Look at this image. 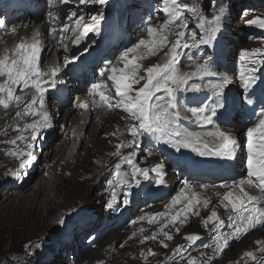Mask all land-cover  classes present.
I'll return each mask as SVG.
<instances>
[{
  "label": "snow or ice",
  "instance_id": "6c2138e0",
  "mask_svg": "<svg viewBox=\"0 0 264 264\" xmlns=\"http://www.w3.org/2000/svg\"><path fill=\"white\" fill-rule=\"evenodd\" d=\"M63 5H68L70 0H60ZM99 4L104 5L106 0H98ZM49 4L53 3V0H48ZM97 0H79V5L95 4ZM163 14L168 17L165 22V27L162 30H157L151 26L147 27V34L149 40L145 41L141 39L139 43L133 47L127 48L123 54L119 57V60L124 63V67L117 69L111 64L108 66L107 73L101 72L99 75L104 77L107 75V80L111 81L112 87L115 89V97L118 99L113 104L109 95H106L104 91H101V83H93L91 92L89 95L98 96L100 101L103 102L109 108L115 107L121 111L127 113L132 117L137 124L132 126L129 130L133 140L128 144V147H132L137 142L139 136H157L159 142L165 145H170L176 148V151H180L181 148H191L200 156H217L225 160L233 159V151L236 146V141L231 136L226 135L219 130L215 132L207 133V137H212L214 140L219 141L215 146V151L209 145L205 138L195 135L191 132H182L177 123L179 119V112L175 111L178 97V92H198L201 85L198 83H190L194 78L197 80H203L206 77H219L213 84V93L215 99L210 104H201L189 109L191 115L196 118L197 122L211 125L217 116V113L224 107L223 97L225 90L229 88L230 81L227 75H220L217 73L212 65V58L205 59L203 63L197 65L196 71L184 73L178 70L180 57L183 51L190 48H199L200 46H211L216 39V33L218 27H213L207 32L201 33L200 39H196V34L192 33L191 39H186V32L189 31V24L185 19L178 29L169 28L168 25L174 24V22L180 18L182 9L187 8L189 12L196 13V8H189L187 5L178 3L177 0H171V6L169 0H162ZM216 5L213 4V7ZM51 16V12L49 13ZM75 15V14H73ZM225 15V9L219 7V15L213 17L214 21L218 25L221 18ZM84 17L80 16L76 22V28L74 34L79 33L74 41L79 45L81 41L89 34H100L101 23L105 19L104 12L98 11L96 15L89 17L91 23H84ZM203 19L201 16V22L197 25L199 28H203ZM147 23V22H146ZM251 25H257L261 29H264V18H254L248 21ZM81 25H83L81 29ZM5 27V21L0 20V28ZM183 29V30H179ZM57 31L56 27H51L50 35ZM61 32L67 31V27L61 28ZM169 32L176 35L177 39L171 46L167 62L161 65H155L147 68L143 75H140V66L136 63V59H130L129 54H136V57H143V52H138V49L144 48L147 50V54L155 55L158 51L168 45ZM64 37L61 36L60 43H63ZM66 48V46H65ZM40 53L41 48L39 46V40L33 43L31 46L20 43L16 46L15 52L9 56L5 55L0 58V76L6 78V83L0 85V105L7 109L11 102L19 104L22 98L15 95V89L21 90L32 88L35 90L33 98L28 104L25 105L22 112L18 111L17 116H32L41 117L40 120L34 121L31 124L25 126L24 129L17 128L18 132L23 133L30 129V136L25 137L21 134L17 139L29 140L31 142L39 143V136L43 135V130L50 129L53 125L50 123L49 116L45 110V94L46 83L55 85L57 70L51 72V78L49 81H44L43 76L48 75L40 71ZM264 57V49H254L252 51H244L240 55V61L247 62L248 66L244 63L238 69V79L246 90L243 92L241 99L244 104L251 107L253 102L248 98V94L252 93L254 87L257 85V78L255 73L259 71L254 64L259 58ZM141 80L146 82L138 90L133 89L134 84H139ZM39 105L37 109L35 106ZM79 108L87 109L86 103H77ZM258 123L254 127H247V158H246V177L241 178L237 183L232 185L221 184L220 188H227L229 191L223 196L222 202H227L225 207H231V211L234 215L228 217L229 225L232 230L224 234L221 229L225 227V222L219 219L216 211H212L211 215L204 220V224H214L212 229L214 236V251L220 254L224 253L225 248L228 247L229 242L235 238L247 234L250 230L257 227H264V102L259 106ZM207 113V114H206ZM257 115V112H254ZM115 135V133H113ZM27 143L26 147L29 151L24 154L27 156V164L32 163V149L34 143ZM11 143L15 145L16 140H12ZM117 150L124 147L123 144H118ZM13 156H20L21 153L13 152ZM123 159V158H122ZM26 164L22 162L21 168H24ZM119 168V166H117ZM155 173V183L160 184V176L163 175V168L161 165H156L152 169H143L139 167H132L131 177L136 183V186H140L139 177L143 176L145 180L149 178V172ZM13 176L17 175L12 173ZM111 183V182H109ZM245 185L256 187L261 195L259 197L249 195L245 191ZM188 189V185L185 184L181 189V195L172 200L169 207L175 206L180 203L182 199L187 200V206L182 209L176 216L171 217V223L175 224L181 216L187 218L188 213H194L199 215L197 206L201 203L204 208L208 207L209 201L203 200L198 196L189 195L183 196L184 191ZM157 217H153L149 222H155ZM63 223V221L61 222ZM168 225L165 224L166 228ZM163 231V228L161 229ZM179 233V228L176 229ZM164 236L167 240H172L173 237L164 232ZM155 239L156 237H151ZM187 241L195 243L200 240L201 237L198 234H191L185 237ZM260 246V251L264 252V242L257 241ZM167 248V243L162 245ZM154 253L149 250V255ZM175 254L183 255V248L177 247ZM245 256L252 257L253 260L256 257L251 252H246ZM188 264H195L194 261L189 260ZM264 264V262H262Z\"/></svg>",
  "mask_w": 264,
  "mask_h": 264
},
{
  "label": "rangeland",
  "instance_id": "374dc122",
  "mask_svg": "<svg viewBox=\"0 0 264 264\" xmlns=\"http://www.w3.org/2000/svg\"><path fill=\"white\" fill-rule=\"evenodd\" d=\"M196 1L204 10L203 14H207V17L219 15L220 6L225 9V15L220 21L225 23L230 33L229 45L231 48L228 55H226V66L228 68H234L238 65L242 52L252 51L254 49H260L264 47V42L257 40L254 32L247 33L249 27H246V25L249 24L248 21L261 16L264 18V9H257L261 13L255 15L257 10H250V7L247 6V2L243 0H224L222 4H218L215 7H213V1L215 0ZM177 2L187 5L189 8H193L196 4L195 1L193 2L191 0H177ZM228 11L231 13L228 14ZM73 14L76 16L78 15L77 12H74ZM194 14L199 16L202 15V13L200 14L198 12L191 13L187 10V8L182 9L181 11V16L183 17L182 19L187 20L190 29H193L195 24L198 25L199 23L197 22L193 24ZM56 16H58V14ZM159 20L162 19L160 18ZM243 22L245 23L243 24ZM242 24L243 26H241ZM49 33L50 29H48L45 33L46 36L52 38L54 42L57 43V46L61 47L60 38L61 36L64 37V34L56 32L50 35ZM260 33L261 31L258 32V35H260ZM174 43L175 41L170 44V47ZM68 48L69 47L66 44V49L68 50ZM57 53L58 50L56 47H54L53 56L57 55ZM65 60L62 61V63L65 64ZM220 66L225 67L223 64H220ZM147 68L145 70H147ZM260 88L262 91L261 95L249 96L253 103L258 104L263 98L264 82H261ZM27 91L25 90L24 93L27 94ZM238 104H241V99L238 100ZM1 106L2 105H0V107ZM239 115L248 117V114L245 111L237 112L235 118L237 119ZM106 117L109 118V115L103 116V118ZM102 121L101 119H98V122L96 120V123H94L98 125L99 130H101ZM117 128V125L112 126V129ZM86 132L87 130L83 133L85 134ZM124 132V128L121 131L115 133V135H113V130H101L99 136H95L94 138L91 136V139H88L90 136L88 131L86 139H88V141L90 140L91 142L95 140L96 144L99 145L98 148L100 150L108 151L110 147L119 140H122L121 144L124 146L126 145ZM29 133L30 129L28 131H24L23 135L28 137ZM56 137L58 142L65 141L66 139L62 136L56 135ZM17 138V130L11 129L9 135H5V128L0 126V264H92V259H101L104 256V249L108 245L109 239L115 235L124 236L123 231L126 229L128 230L130 228H136L139 230L138 232L142 231L143 233H146V235H153L159 231L160 226H146L148 228L154 229L153 231L148 232L144 229V225H132L134 221L145 218L149 222L153 217H157L155 222L167 224L171 222V217L176 216L177 213L182 209L181 206L174 208L169 206L167 207L162 202L151 201L148 197L142 196L138 200L136 213L124 223L119 233L109 230L107 226L98 228L99 226H96L91 219L99 217L103 219L104 223H107L108 218L111 219L112 216L111 212L108 214L109 207L107 200L109 199V195L111 193L109 188L113 180L112 177L114 176L113 167L120 165L122 158L125 155V153L121 152V148L119 151L116 148V150L109 156L108 160L103 164L105 169L103 174L104 178L95 185L94 192L91 190L90 198L92 199L93 203L91 206H89L90 208L88 211L83 212L78 208H75V206L79 205L78 198H82L84 193L80 192L81 187L77 182L74 181H76L78 177L81 163L85 162V164H88L90 156H93L94 152L91 150L93 149L92 143L89 145H83L82 150L80 151L82 152V157L84 158H80V165L78 166L74 163V161L72 162L71 157L77 154V150H75V154L72 153V150L75 147V145H73L74 138L70 139L69 143L71 144L68 145L66 156L64 157L63 155L64 158L58 165V172L54 174L55 178L53 179V182H58V180H60L58 184L61 185V188L58 189V198L54 200L57 204L53 207L52 204L50 206L47 205L45 195L37 196V194L33 192V189H37L41 183V180H43V175H37V172L41 167V160L45 159V157L50 152V149L52 147H56L58 142L55 145H50L48 148L43 150V152L41 146H39L37 148V153L32 152L33 163L27 164V156L24 154L29 151L26 145L31 141L19 140ZM12 140H16L17 143L13 145L11 143ZM49 142L51 143V141ZM79 144L80 141L77 142V146H79ZM13 152L21 153V155L13 156L11 154ZM35 156H39L40 158L38 163H36L37 159ZM68 160L72 163L69 166H65L68 163ZM22 162L26 164L24 168L20 167ZM12 173H16L17 175L13 176ZM69 176H71V178H68ZM174 177L176 178L177 176ZM175 178L174 180H176ZM192 179L193 178L188 179L187 182L192 181ZM183 183L184 180L181 179L177 183L176 190L170 193L169 196L176 195L178 192L177 189ZM173 184H176L175 181ZM196 186H199V183H197ZM251 192L253 193V191ZM53 195L50 194V197L52 198ZM189 195L192 194L189 193L187 196ZM96 196L104 197L105 205L99 203V208L96 200H94V197ZM84 200L85 202H88L87 198ZM49 208L53 209L51 213L48 212ZM61 208H69V211H71V214H69L68 218L62 225V227L68 226L69 228V239L66 240L57 239L56 235L52 232L55 229L56 220L61 215ZM107 215L109 216L108 218ZM177 225L186 228L191 224H187L185 222L181 224L177 222ZM172 234L179 238L182 234V230L179 229V233L174 230ZM202 234L203 230L200 229L199 236ZM262 236L264 235H259L258 238H261ZM132 237L133 234L128 232L127 237L123 238L116 244L115 251H120L124 246L125 241L130 240ZM256 237V234H252L251 236L245 238L241 237L240 242L233 247L232 251H235L237 247L241 245H251L256 239H258ZM54 238L56 240H54ZM52 240L54 241L50 243ZM146 242H148V238H144L143 244L145 245ZM39 245H43V248L39 251L33 252V248ZM166 249H169V247ZM197 259L198 258L194 257L190 260L194 261ZM165 261L167 264H170L168 260ZM186 264H188V262Z\"/></svg>",
  "mask_w": 264,
  "mask_h": 264
},
{
  "label": "bare ground",
  "instance_id": "6f19581e",
  "mask_svg": "<svg viewBox=\"0 0 264 264\" xmlns=\"http://www.w3.org/2000/svg\"><path fill=\"white\" fill-rule=\"evenodd\" d=\"M263 3L262 0H259L258 4L261 5ZM27 16V15H26ZM26 16L22 17L19 16V18L17 20H13L15 21V23H19L22 21H29L30 24H32L33 22H35V20L32 18V16L30 14H28L27 20H26ZM88 18L91 17L90 15L87 16ZM36 19H42V14H38ZM42 21V20H41ZM245 22H243L244 24ZM156 24V22H155ZM243 24L241 26H243ZM35 26H39V25H35ZM69 26L67 24V26H65L64 24L60 25V28H64L67 27V31H65L66 35L69 36L71 34L70 30H69ZM56 27V26H54ZM13 30V29H12ZM25 31H18V32H14L11 35L13 37H16L17 35H20L22 33H24ZM6 38L8 39L6 42V45H12L13 43V39L8 36H6ZM47 40L50 44V46H52V42L49 41L48 37ZM1 48V46H0ZM41 50L44 49V46H40ZM16 48L10 49L5 51L4 53H1L0 58L4 57L5 55H9L11 56L14 52H15ZM48 52V51H47ZM168 53L169 50L164 47L163 49H161L158 52V57L156 56L157 53L155 55H149V57H147L146 54L143 55V58H149V63L148 62H142V64H147L149 66H151V64L155 61L158 62V65H163L167 62V58H168ZM67 57V55H64V52L61 51L60 53H58L56 56H54L53 59L50 58V53H47L46 56L44 57L41 67H40V71L43 72V70L52 65V62H62L65 58ZM157 57V58H156ZM183 63H186V68H182L179 67V71L184 72V73H188V72H193L196 71V67L197 65L203 63L195 58H192V56L190 54L186 55L185 53H183L181 59H180ZM220 75H227L229 81H230V85L228 89H233V90H237L238 89V85L240 83L239 79H238V73L236 77H230L227 73L220 71L219 72ZM213 77H206L203 80H197V79H193L192 81H190V83H198L201 85V88L198 92H178L177 93V97H178V102L176 105L175 110L177 112H179V119L178 121H181L184 125L186 126H195V127H201L203 125V123H197V124H193V122L189 121L188 118L193 117L191 115V112L189 111L190 108L192 107H196L198 105L201 104H210L211 101L213 99H215V95L213 93V82H209L210 79H212ZM219 77H217L218 79ZM78 78L76 77L75 79H73V82H77ZM6 83V78L0 76V85H4ZM62 87V86H61ZM207 87L209 88L211 91L210 92H205L203 91V88ZM25 89L21 90L20 88H16L15 90V95H18L22 98L21 102L19 104L15 103V102H11L9 107L7 109H5L3 106L0 107V126H3L5 128V135H9L10 130L14 129L16 130L17 128L19 129H24L26 125L33 123L34 121L38 120L39 116L36 117H32V116H17L16 113L18 111L23 110V108L25 107L26 104H28L30 102V100L33 98L35 92H28L27 94L24 93ZM229 91V90H228ZM226 98L225 96L223 97ZM45 110H51V111H56V110H61L62 107H58L59 104L58 103H54L53 101L50 100H46L45 101ZM66 105V104H65ZM37 109L39 108V105L35 106ZM234 107H233V103L228 106L226 109H224V114H223V118L222 120H219L217 118L214 119V124L221 126H224V128H231L233 129V131L235 133H239L238 135H240V133L242 132V129L244 128L243 126L237 128L236 123H234V121H229V117H226V114L228 111L232 110L233 111ZM221 110V109H220ZM207 114V113H206ZM88 115V114H87ZM87 115L86 117H84V123L83 125L86 124V120H87ZM234 116V112L232 117ZM83 118V117H82ZM64 120L67 122L68 127L72 128V125L74 124L75 120H77V115L76 112H72L69 114L68 117H64ZM82 119L79 120V122H81ZM177 121V122H178ZM94 122H96L95 117L91 115V120L88 123L87 127H89L87 129V132L85 133V135L82 137L81 139V143L79 144V146H77V142L74 141L73 145H75V147L73 148L72 152L75 153V150H77V155L73 156V161L75 164H77L78 166L80 165V158H84L82 157V152L80 150H82L83 145H89L90 143H92V148L91 149L94 153L93 156H90L89 158V163L85 164L81 163V166L79 168V172H78V177L76 179V181L79 184V186L81 187L80 192H83L84 195L82 198H78L79 201V205L75 206V208H78L79 210L86 212L88 211V209L90 208L89 206H91V204L93 203L92 199L90 198V194H91V190L92 192L95 191V185L98 184L103 178H104V167L103 164L108 160L109 156L116 150V146L118 144L122 143V140L117 141L113 146L110 147V149L108 151L105 150H100L98 147L99 145L96 144V141L93 140L92 142L88 139H91V136L94 138L95 136H99V133L101 130L103 131H109V130H113L114 133H117L119 131H121L124 127L128 126L129 123V119L125 118L124 120H122L119 116L115 115V116H111V117H106L103 121H102V125H101V130L98 129V125L97 124H93ZM51 123V121H50ZM249 124V121H247L245 123V125ZM113 125H117L118 128L117 129H112ZM203 131L209 133L211 132L208 128H205L202 126ZM83 130H78V137H80V134ZM89 131V138L86 139V135ZM127 131V128L126 130ZM202 131V130H201ZM43 132H48L47 129L43 130ZM192 133V132H191ZM23 134L21 132H18V137ZM49 134V132H48ZM30 136V133H29ZM49 136V135H48ZM40 138V136H39ZM68 136L65 140V142L63 141H59L57 140V137L53 139V141L51 142V145H55L57 142V146L56 147H52L50 149V152L48 153V155L45 157V159L41 160V167L39 169V171L37 172L38 176L43 175V180H41V183L39 184V187L36 189H33V192H35V194H37V196H43L45 195V199H46V203L48 206H50L52 204V206L54 207V205H56L57 203H55L54 200H56L59 196V192L58 189L61 188V185L58 184L60 180H58V182H53L54 180V174L58 172V165L61 162V160H63V158L66 156L67 153V149H68V145H70L71 143L68 142ZM140 139V138H139ZM139 139H137V142L135 144H133L132 147H128V153H127V158L124 160L123 165H119V168L121 169V171L119 173H116L114 182L110 185L109 191H111L110 195H109V199L107 200V204L110 207V211H113V208L111 207V203L112 204H116V214H112V219L114 220H118V217L120 216V213L122 212V208L118 205V203H120V197L121 196H126L129 193L130 197H135V195L140 191L142 185L144 184L143 180L141 179V177H139V181H140V186L137 187L136 183L132 180L131 177V172L126 171L124 169L125 165L128 167L131 164H133L134 162H136L137 160L135 159L136 156H140L143 155V151L142 149H140L139 147ZM207 142L212 145H215V142L213 139H207ZM233 139V138H232ZM129 143H127L128 146ZM236 146L238 147L234 149L233 153L235 151H241V154L239 155L238 159V165L239 168L241 169L243 167V163L246 161V152L245 150V146L244 144H238L236 143ZM173 148L170 145H166V153L167 151H172ZM213 151H215V146H212ZM95 150V151H94ZM183 155H184V160L186 162L187 165H189L190 163L196 161L199 163H203L204 159L208 160V161H212L214 159H216L217 156H200L198 155L196 152L192 151L191 148H181L180 150ZM84 153V152H83ZM172 154H179L181 155V153L173 150ZM64 155V157H63ZM89 157V156H88ZM173 157V156H172ZM149 158V162L153 164V167H155L156 165H161L163 163L162 160H154L152 159V156H148ZM193 158H197V159H193ZM220 158V157H218ZM52 163V164H50ZM72 162H68L66 166H69ZM84 166V167H83ZM61 167V166H60ZM234 170V169H232ZM186 171L191 172L193 170H191L190 168L186 167ZM36 173V172H35ZM204 174V173H202ZM246 174V169L241 172L240 176H244ZM151 175L149 174V177ZM163 177L165 176V172L163 171ZM68 178H71V176H69ZM67 178V179H68ZM163 181V180H162ZM167 188H166V192L169 191V189L172 187L171 185H169L167 183ZM25 189V188H24ZM28 189V188H26ZM162 190V187L159 189H156L155 191V197L157 195V193ZM54 193V195H53ZM50 194L53 195V197H50ZM37 198V197H35ZM88 199V202H85L84 199ZM207 199H211V201H209L208 207L204 208L203 204L201 203L200 205L197 206V210L199 211V215H197V222H192L191 225H189L186 228L177 226L175 228L172 229H163V231L159 230L157 233L153 234V235H146V233H143L142 231L138 232L139 230L136 228H130V229H126L123 231L124 236L121 235H115L112 238L109 239V243L106 246V248L104 249V256L101 259H92V264H167L165 260H168L170 262V264H186L190 259L193 258V255L196 256V258H198L197 260V264H209V263H217V264H262V262H264V252L260 251V248H257L256 243L257 241H261L264 239V236H262L261 238L256 239L251 245L247 244L246 246H239L237 247V249L235 251H232L233 247L235 245H237L240 242V237L239 238H235L233 240H231L229 242V245L227 248H225L224 253L220 254L214 251V236L215 233H213L212 229L214 227V224L212 223H208L206 226L204 224V220L207 219L210 215L211 212L214 210L216 211L219 219L223 220L225 222V227L223 229H221V231L224 234L229 233L232 230L231 225H229L228 222V217L234 215V213L231 211V207L228 206L227 208L225 207L226 202H222L223 199L221 198L220 195H218L217 191L215 190H208V198ZM204 199V200H207ZM94 200H96L98 207L100 208V204L105 205V198L104 197H100V196H96L94 197ZM54 201V202H53ZM42 202V201H41ZM45 202V201H44ZM62 212L61 215L59 216V218L56 220L55 222V229L52 231L57 239H69L68 237V233H69V228L68 226H63L64 222L66 221V219L68 218L69 214H71V211H69V208H61ZM52 208L48 209V212H52ZM109 216L107 215V218ZM195 219V218H194ZM97 218H94V220H92L94 222V224L97 226V224L95 223V221H97ZM63 221V223H61ZM145 225L146 222L144 223ZM198 224V225H197ZM204 227L205 228V232H206V237L205 239L202 240V242L200 243H191L189 241H187L185 239V237L187 235L190 234H200V228L198 227ZM61 227V228H59ZM177 228H181L182 229V234L181 236L178 238L176 235L172 234V232L174 230H176ZM144 229L147 230L148 232L153 231L154 229L148 228L146 226H144ZM261 229L260 227L254 228L255 231ZM128 232H131L133 234V237L130 240H126L124 246L121 248L120 251H115L116 248V244L118 242H120L123 238H126L128 235ZM164 232H167L168 234H170L173 239L172 240H167L166 237L164 236ZM50 234V233H49ZM250 235V234H249ZM155 236V239H152L151 237ZM144 238H148V242L145 243V245L143 244V240ZM54 240H56L54 238ZM54 240L50 241L53 242ZM167 243L169 249L164 248L162 245ZM201 244L204 246V248L198 252V253H190V250H192L196 245ZM177 247H182L183 248V255L180 254H175V250ZM43 248V245H39L37 247L33 248V252L34 251H39ZM149 250H151L152 253H154L153 255H149ZM246 252H251L256 259L253 260L252 257L250 256H245L244 254ZM196 260H194L195 262Z\"/></svg>",
  "mask_w": 264,
  "mask_h": 264
}]
</instances>
